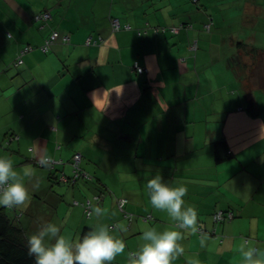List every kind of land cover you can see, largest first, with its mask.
<instances>
[{"label":"crops","instance_id":"1","mask_svg":"<svg viewBox=\"0 0 264 264\" xmlns=\"http://www.w3.org/2000/svg\"><path fill=\"white\" fill-rule=\"evenodd\" d=\"M13 1L7 0L12 7L7 18H0L1 27L12 34H0V55L10 51L15 57L25 45L33 50L23 57L22 66L8 67L0 75V139L38 100L48 118L53 109L71 124L86 125L89 144H78L79 149L96 164L102 185L127 198L128 209L135 213L126 231L127 220L109 196L98 205L104 215L86 219L66 199L70 194L82 200L91 190H51L45 185L46 173L19 157L28 155L22 139L14 167L31 172L25 184L33 187V197L43 193L47 199H31L16 210L23 213L21 225L29 236L45 222L57 224L71 240L78 239L85 225H115L111 234L123 239L126 249L112 264H127V253L142 246L146 226L158 231L174 227L147 195L148 180L160 174L171 187L187 188L183 199L196 209L203 228L223 235L221 240L205 235V247L200 246L201 237L187 235L181 241L185 254L174 264H186V257H198L200 264H242L238 249L244 236L264 250V89H249L239 78L233 61L240 50L225 55L222 35L203 33L202 24L211 16L214 20L220 13L221 20H228L220 0H39L47 4L33 8L19 2L22 9ZM43 10L52 14V29L70 37L69 43L57 42L46 54L38 47L48 29L41 31L33 19ZM112 18L131 29L113 33ZM181 23H192L193 31L179 29ZM256 29L240 34L253 50L262 49ZM192 37L197 50L190 46ZM236 42L230 46L236 48ZM134 61L145 68L143 75L133 71ZM16 103L17 114L12 111ZM57 119L45 125L50 136L41 134L43 139L31 144L36 157H60L57 143L79 141L62 129L67 122ZM218 208L234 211L236 219L214 224L211 215ZM146 214L153 219H139Z\"/></svg>","mask_w":264,"mask_h":264},{"label":"trees","instance_id":"2","mask_svg":"<svg viewBox=\"0 0 264 264\" xmlns=\"http://www.w3.org/2000/svg\"><path fill=\"white\" fill-rule=\"evenodd\" d=\"M233 1H231L232 4L234 3L231 6V11L232 9H236L239 11L237 18L234 15L230 14L228 10V12H226V17L228 18V20H221L219 18V14H220L219 13L217 14L218 21L230 23L232 21H235L241 18L242 15L246 14L245 12L243 13V11L244 10L246 11V9H248V6L245 5L247 1L245 0H238V1L233 0ZM252 6L255 9L260 7V5L256 6V4ZM44 13H49L51 15V18L47 19L46 21L42 19L36 20L38 16H42ZM33 19L36 23H38V27L41 31L44 29H48L47 34L44 36L42 43L38 47V49L42 53L44 54L48 53L51 50L52 46L56 44L57 42H61L65 44V42H63L61 39H58L49 47L47 52H43L41 50L42 45L54 31V29H52L51 27L53 17L50 11L43 10V11L37 12V14L33 16ZM251 20L253 19L251 18ZM215 21H216V18L214 17V20H213V17L211 16L209 22L202 24V29L204 30V33H210L212 31L213 25L214 27L218 25L215 23ZM258 22H259V18H258ZM178 28L186 30L187 32H191L193 31L194 26L192 23H181L180 25H178ZM252 28L254 27L253 26L250 27V29ZM198 29L199 27L197 28V30ZM155 30L159 31V28H156ZM160 30L165 31V27H161ZM119 31L120 29L116 32L113 31V33H117ZM5 36L6 38L12 37V34L10 31L7 30L5 31ZM69 41L67 43H69ZM27 46L30 47V50L26 52L24 51V48ZM190 46L193 50L198 49V41L193 37L190 39ZM236 48H237L236 50L238 51L240 50L245 55L247 54L253 55L254 58L256 57L254 56L256 52H259L260 56L264 54L263 49H260L259 47H257L255 50H252V47L250 49L249 45L246 44L243 40H239L236 42ZM32 50H33V47L31 45H25L21 47L16 53V56L13 57L11 67L12 66H15V67L22 66L24 63L23 57L27 53L31 52ZM3 55L4 54L0 56L2 57ZM20 60L21 62L19 63ZM135 63L139 64V61H134L133 68H134ZM4 66H5V62L2 63L1 61L0 62V75H2V73H4L5 70L7 69V67L4 68ZM139 66L143 68L142 73L138 72V70H135V68L133 71H136L138 74L143 75L145 72V68L141 66L140 64ZM244 68L246 69V67ZM249 89H251V87H249ZM19 104L21 105V103ZM40 104L41 102L38 100L32 109L31 108L27 109V111L25 112L26 115L23 116L24 118L21 121H19L17 126L10 127V131L8 130L4 131V133L2 134V138L0 139V152L3 153L2 157L8 156L14 162L15 159L17 158V152H20L19 146L22 142L21 140L23 139L22 144L24 143L26 144V148L24 152L27 151L28 155L21 154L19 157L22 160H24L25 163H29L33 165L35 168L41 169L42 171L46 173L45 185L51 186L52 187L51 190L56 189V188H58L59 190L61 189V186H63L66 190L67 189L68 190L71 189V191L79 190V192H81L84 189V187L88 189L89 188L93 189L94 193L91 197H85L82 200L79 198H75L73 199L72 202L69 203V206L73 208H80L83 212V215L86 217V219H90L89 215L86 213L85 208H87L89 204H92L93 206H97L100 203L104 202V200L107 197L112 196L113 198H115V204H116L117 209L122 213L123 217L127 220V225L125 227L126 231H130L131 226L133 225V218L135 216V213H133L132 211L128 209L129 200L125 197L114 196V191L109 186L102 185L103 182H101L97 178V174H95V171H94L96 170L94 167L95 163L92 164L90 161L86 160L85 157H88V156H84L78 147L80 146L78 144H81V143L89 144V142H87L89 137L86 133L87 131V129H85L86 125L82 127L80 125L81 123L77 121L76 122L73 121L71 124V121L64 120L63 119L64 116H61L59 113H57L56 111L52 109V106H50L51 103L48 106L49 109H52L51 114L48 112L47 113L52 116V119H51V116L48 118L46 114V110L44 109L40 110ZM17 105L18 103H16L15 105L13 104L14 107L12 109V111L16 114L18 113ZM247 105L249 106L250 103H247ZM19 115L20 114L16 115L17 118ZM56 118H58L56 122H59L61 124L63 123V121H66L69 126L64 127L62 129L63 130L68 129L66 130V133L72 134L71 135L73 137L72 140H75L76 138L79 141L75 144H68V146H64L63 144L57 143V141L56 142L54 141L53 143L58 144L56 145L58 150H61L59 154L60 157L44 156V157L38 158L33 153V149H32L33 147L31 148L30 146L35 140L43 139L41 134H44V135L46 134V136H50L48 129L44 130V128L46 127L45 125L50 124L51 121L52 123H54ZM73 124L75 125L78 124L79 127H75V126L73 127ZM77 153L81 154V159H80V162L77 165H75L73 158H74V155ZM42 159L49 160L48 166H43L40 164V160ZM32 188L33 187L28 188L30 191L31 199L36 200L37 198L43 197L45 200H47L45 196L43 195V193L42 194L40 193L41 196L35 193L36 196L33 197L32 192L34 190H32ZM66 205L68 206V204ZM16 210L17 208L0 207V264H36L35 257L33 255H29V252H28V238L30 236L27 234L26 229L21 225V221H22L21 217L23 213L17 212ZM211 216H212V220L214 224L228 225V224H231L236 219V215L234 211L227 209V208H223V209L218 208L212 213ZM139 219L142 220L143 222H149L150 220L153 219V216L151 214L140 215ZM110 227L114 229L115 225L110 226ZM92 229L94 228L87 226V225L83 226L80 234L78 235V238L82 237L86 232ZM196 235L198 237L209 235L212 237L214 236L219 237L220 240L223 239V235L218 236L215 233V230L209 232L203 227L200 229V231ZM243 238L245 240L250 239L247 236H244Z\"/></svg>","mask_w":264,"mask_h":264},{"label":"clouds","instance_id":"3","mask_svg":"<svg viewBox=\"0 0 264 264\" xmlns=\"http://www.w3.org/2000/svg\"><path fill=\"white\" fill-rule=\"evenodd\" d=\"M113 19L118 18H112L110 23ZM125 25L121 24L120 30ZM40 164L48 166L49 160L42 159ZM30 175L27 169L18 171L10 157H0V207L19 209L30 203V191L25 184ZM146 189L152 207L166 212L174 227L158 231L146 226L141 235L143 244L137 251L127 253V264H174L185 254L181 241L187 235H196L202 228L197 211L185 204L183 198L187 188L171 187L160 174L148 180ZM89 208V217L104 215V210L98 205L89 204ZM112 231L108 225L99 224L82 237L71 240L61 234L57 224L45 222L28 238V252L35 257L36 264H112L126 249L124 240L115 237ZM205 241L206 237L201 236V247H205ZM238 251L242 264H264V250L256 247L251 240L242 241ZM186 264H200V260L198 257H186Z\"/></svg>","mask_w":264,"mask_h":264},{"label":"rangeland","instance_id":"4","mask_svg":"<svg viewBox=\"0 0 264 264\" xmlns=\"http://www.w3.org/2000/svg\"><path fill=\"white\" fill-rule=\"evenodd\" d=\"M245 1H247V6H248V9H246V11L244 10L246 14L242 15L243 17L241 16V18L235 21L226 23L223 21H218L217 16H214L216 18L215 23L218 25L212 28V32H218L224 38V42H223L224 49L223 50L227 52V54L225 55H229L232 49L236 50L235 46L234 48H232L230 45H232V42H236L237 40L238 41L243 40V37H241V35H243L246 32L251 31L250 27L252 26L257 27L256 32L258 33V38L260 40L258 44H260V47L264 49V0H245ZM19 2L28 3L32 5L33 8H36L37 4L39 5V8H42L44 5L47 4L46 2L41 3L39 0H14L13 1L14 7H18L22 9V6L19 4ZM220 2L222 5L219 7L220 9H223L226 12H228L229 10V13L234 15L237 18L239 11L236 9H232L231 11V6L234 4V3L233 4L231 3V0H226L225 1L226 4H224V1L220 0ZM254 4H256V6L260 5V7L255 9L252 6ZM8 7L9 6L7 3V0H0V18L2 16L7 18L6 11H7V14H9V9H12L11 6L10 8ZM251 18L253 20H251ZM256 18L257 20L259 18V22H256L257 21L255 20ZM4 31H5V27L3 26L2 28L0 24V33H3ZM4 41H5V38L3 37L2 44ZM12 48H14V46H12ZM258 53L259 52L255 53L254 55L256 56L255 58L251 54L245 55L244 53H240L239 56L233 61L234 68L236 69V72L239 78L243 80L244 86L248 85L251 88H260V87L264 88V54L260 56V53L259 55ZM4 60H5L4 62L7 68L11 67L13 57L10 54V51L5 53ZM243 66L246 67V69ZM11 69L13 68L11 67ZM252 96L253 97L256 96L254 92L252 93ZM246 100H247L246 104L250 102L249 98H246ZM87 190L88 192L91 190V193L88 194V197L92 196V194L94 193L93 189L87 188ZM47 195H48V192H47ZM69 195L70 194H67L66 204H68V202L73 201V196L69 198ZM47 204H49L47 205V207L51 206V203H47Z\"/></svg>","mask_w":264,"mask_h":264},{"label":"built area","instance_id":"5","mask_svg":"<svg viewBox=\"0 0 264 264\" xmlns=\"http://www.w3.org/2000/svg\"><path fill=\"white\" fill-rule=\"evenodd\" d=\"M49 18H51V15L49 13H44L42 16H38L36 18V20L42 19V20L46 21ZM111 25H112V29H113L114 32H116V31H118L119 29L122 28V26L120 24V21L118 19H113ZM123 28L128 30V29H130V26L129 25H125ZM58 39H61L65 43H67L69 41V37L68 36H66V35L65 36L64 35L61 36L58 31L54 30L52 32V34L50 35V37L42 45L41 50L43 52H47L49 47L55 41H57ZM89 42H88V44H89ZM29 50H30V47H28V46L24 48V51H26V52L29 51ZM20 62H21V60L19 61V63ZM134 68H135V70H138V72H140V73H142V71H143V68H141L139 66V64H137V63H135ZM80 159H81V154L80 153L75 154L74 158H73L74 164L77 165L80 162ZM85 210H86L87 214H88V212L91 211V208H89V205L87 206V208H85Z\"/></svg>","mask_w":264,"mask_h":264}]
</instances>
